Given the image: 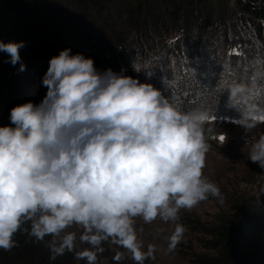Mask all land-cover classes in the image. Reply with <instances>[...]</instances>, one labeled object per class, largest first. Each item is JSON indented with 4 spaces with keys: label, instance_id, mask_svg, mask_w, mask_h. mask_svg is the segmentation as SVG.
I'll return each mask as SVG.
<instances>
[{
    "label": "clouds",
    "instance_id": "obj_1",
    "mask_svg": "<svg viewBox=\"0 0 264 264\" xmlns=\"http://www.w3.org/2000/svg\"><path fill=\"white\" fill-rule=\"evenodd\" d=\"M23 47L0 42L20 72L27 70ZM132 67L143 70L136 60ZM42 86L47 92L39 104L12 108L10 125L0 127V249L16 247L14 237L23 229L47 243L51 260L74 253L98 264L102 245L110 242L135 264H145L155 260L157 249H145L137 218L145 224L177 222L182 210L221 197L204 173L206 113L183 112L153 84L111 69L101 72L92 58L70 48L50 59ZM241 91L231 90L229 104ZM259 120L250 106L239 124L247 134ZM248 144V159L264 168V135ZM28 222L30 231L23 228ZM73 228L81 230L79 236ZM184 232L176 223L169 252ZM78 243L89 247L78 250ZM114 259L120 261L122 253Z\"/></svg>",
    "mask_w": 264,
    "mask_h": 264
},
{
    "label": "trees",
    "instance_id": "obj_2",
    "mask_svg": "<svg viewBox=\"0 0 264 264\" xmlns=\"http://www.w3.org/2000/svg\"><path fill=\"white\" fill-rule=\"evenodd\" d=\"M224 1H219L213 7L208 5L207 0H0V42H24L25 47L20 49V55L21 62L27 67L26 71L20 72V64L13 66L10 63V55L0 51V104L11 109L20 105L14 98L16 91L21 92L23 99L27 98L25 103H34L37 98L36 90H39V94H44V88L41 87L42 78L47 72L50 59L65 49L70 48L73 55L80 53L86 58L89 55L101 72L111 69L125 75L126 69L132 66L127 45H134L133 40L127 41L123 38L125 34H137L138 48L144 44L147 48L150 47L153 37L152 25L169 36L172 33L177 34L178 42L173 43V48L181 49V40L182 45L193 46L192 42L199 40V36H195L199 31L204 35L209 34L205 39H209V36L212 38L209 31L213 21L212 15L217 13V17L221 19L228 17L231 12L228 4H223ZM230 9L234 14V21L223 28L230 31V36H235L232 46L242 50L245 59L250 57L263 61L262 77L256 74L248 77L249 81L257 79L263 92L264 0H234ZM147 18L150 19L149 30ZM223 28L217 29V32L226 34L228 31ZM219 37L221 38L220 35ZM224 39L226 40V37ZM249 40L254 43H247ZM256 42L258 47H255ZM159 47V44H155L151 51L157 52ZM233 83L231 85L234 88L237 83ZM36 86H40L39 89H36ZM259 100L258 105L245 99L235 106L232 101L230 107L225 109H232V116H236V120H239L242 112L250 106H255L257 115H264V96ZM226 101H229V98L221 104L225 106ZM4 120L5 118L0 119V127L4 124L10 125ZM6 120L10 122V113ZM190 223L196 229L202 226L197 222ZM225 224L218 229L202 230L210 237L205 243V248L217 254L196 255L192 263L264 264V258L247 249L249 234L263 228L262 219L241 208L238 215ZM23 228L30 231V222ZM14 239L17 246L11 251L0 249V264H86V261L77 260L74 253H66L51 260L47 243L36 242L29 232L23 229ZM45 239L49 241L51 237ZM87 247L89 246L80 244L78 250ZM102 247L104 251L98 255V262L107 260L112 264H124L123 261L114 259L110 242L104 243Z\"/></svg>",
    "mask_w": 264,
    "mask_h": 264
},
{
    "label": "rangeland",
    "instance_id": "obj_3",
    "mask_svg": "<svg viewBox=\"0 0 264 264\" xmlns=\"http://www.w3.org/2000/svg\"><path fill=\"white\" fill-rule=\"evenodd\" d=\"M219 1L207 0V3L214 7ZM223 4H228V9L231 11L229 16L220 19L217 13H214L211 17L212 25L209 27L212 38L209 36V39H205L209 34L204 35L199 31L195 33V36H199V40L196 43L194 40L193 46L182 45L181 40L179 44L181 49L173 48V43L178 42L177 34L172 33L169 36L165 31L156 30L153 25L151 30L153 37L149 50L146 44L138 48L139 40L136 33L123 35L125 40H133L134 43L130 46L125 43L128 46L132 64L136 60L143 69L137 73L131 66L126 69L125 75L139 79L141 83L153 84L157 89L164 91V95L183 112L200 110L206 113L208 118L203 124V130L210 147L206 154L204 173L221 192L220 198L210 196L208 200L201 202L191 211L182 210L177 222L165 223L158 219L151 224H145L137 218L138 235L143 240L145 249L149 244L157 249L155 260L149 259L145 261V264H193L192 261L196 255L215 256L216 252L205 248V243L210 237L206 236L202 230L204 228L214 230L225 226L226 222L238 215L241 208L253 213V216L264 222V168L248 159L251 144L246 146L248 139L254 143L261 135H264V121L259 120L257 126L246 134L239 120L234 118L236 116H232L233 110L225 109L230 107L229 101H226L225 106L221 104L223 100L230 99L233 82L237 83L236 87L242 89L232 99L235 102L234 106L245 99L252 100L255 105L260 104L259 99L264 96V91L262 92L263 89L258 85L257 79L250 78L251 81H249L248 77L252 74L262 77L263 61L250 57L245 59L243 51L232 46L235 43V36H230V31L223 26L227 27L234 21L232 18L234 14L230 9L234 5V0H225ZM149 20L147 18L148 30L150 29ZM220 28L227 29L228 32L220 34L217 32ZM195 36L194 39H196ZM247 43L254 42L249 40ZM155 44H159L160 47L157 52H152L151 47ZM198 46L200 48L197 49ZM256 46L258 47L257 42ZM87 58L90 56L87 55ZM36 87L39 89L40 86ZM43 88V95L36 90L35 104H39L45 97L47 89ZM14 98L20 105L27 100V98L23 99L21 92L17 91L14 93ZM9 109L11 108L0 104V119L5 118L4 122L7 121L8 124L11 123L6 120L10 113ZM258 117H264V115H258ZM221 136L224 137L223 141L220 140ZM191 221L200 223L201 228L196 229L190 223ZM176 223L182 224L185 232L176 249L169 252L168 238L172 235ZM69 231H75L77 236L81 232L78 228L69 229ZM249 235L247 249L264 258V225L261 230ZM111 247L114 257L117 252H120L122 253L121 261L124 264H135L126 250L112 244ZM98 264L112 263L104 260Z\"/></svg>",
    "mask_w": 264,
    "mask_h": 264
},
{
    "label": "snow or ice",
    "instance_id": "obj_4",
    "mask_svg": "<svg viewBox=\"0 0 264 264\" xmlns=\"http://www.w3.org/2000/svg\"><path fill=\"white\" fill-rule=\"evenodd\" d=\"M259 119H260L261 121H264V117H260ZM220 140L223 141V140H224V137L221 136V137H220Z\"/></svg>",
    "mask_w": 264,
    "mask_h": 264
}]
</instances>
